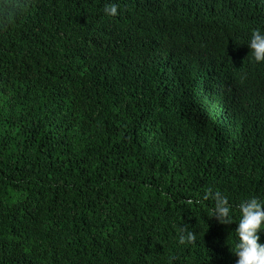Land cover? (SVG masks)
Listing matches in <instances>:
<instances>
[{"label": "trees", "instance_id": "trees-1", "mask_svg": "<svg viewBox=\"0 0 264 264\" xmlns=\"http://www.w3.org/2000/svg\"><path fill=\"white\" fill-rule=\"evenodd\" d=\"M6 2L0 264H235L236 206L264 200V62L247 45L264 0ZM209 188L231 223L207 216Z\"/></svg>", "mask_w": 264, "mask_h": 264}, {"label": "clouds", "instance_id": "clouds-1", "mask_svg": "<svg viewBox=\"0 0 264 264\" xmlns=\"http://www.w3.org/2000/svg\"><path fill=\"white\" fill-rule=\"evenodd\" d=\"M103 12L107 16L117 14L116 4L106 5ZM0 15L11 16V8L6 0H0ZM250 49V60L256 63L264 62V32L253 29L247 41ZM202 200H211L212 207L208 211V217L215 218L221 224H228L233 221L230 214L231 205L228 197L220 191L211 188L205 189ZM199 203V200L196 201ZM189 205L192 199L187 201ZM238 220L235 227L234 240L231 250L236 256L235 264H264V243L259 241V234L264 232V200L255 195L242 199L236 206ZM196 239L193 231L181 227L177 232V243L180 245L191 244Z\"/></svg>", "mask_w": 264, "mask_h": 264}]
</instances>
